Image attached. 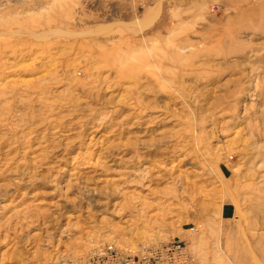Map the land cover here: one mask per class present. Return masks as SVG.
I'll list each match as a JSON object with an SVG mask.
<instances>
[{
	"label": "rangeland",
	"instance_id": "1",
	"mask_svg": "<svg viewBox=\"0 0 264 264\" xmlns=\"http://www.w3.org/2000/svg\"><path fill=\"white\" fill-rule=\"evenodd\" d=\"M172 241L264 264V0H0V264Z\"/></svg>",
	"mask_w": 264,
	"mask_h": 264
},
{
	"label": "built area",
	"instance_id": "2",
	"mask_svg": "<svg viewBox=\"0 0 264 264\" xmlns=\"http://www.w3.org/2000/svg\"><path fill=\"white\" fill-rule=\"evenodd\" d=\"M150 257H154L155 261H161L163 264H188L189 260L180 241H172L162 252H153Z\"/></svg>",
	"mask_w": 264,
	"mask_h": 264
}]
</instances>
